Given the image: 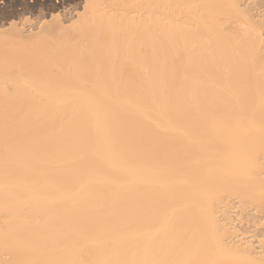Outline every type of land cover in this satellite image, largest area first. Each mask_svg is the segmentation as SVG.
<instances>
[{
    "label": "bare ground",
    "instance_id": "bare-ground-1",
    "mask_svg": "<svg viewBox=\"0 0 264 264\" xmlns=\"http://www.w3.org/2000/svg\"><path fill=\"white\" fill-rule=\"evenodd\" d=\"M0 264H264V0H0Z\"/></svg>",
    "mask_w": 264,
    "mask_h": 264
},
{
    "label": "rangeland",
    "instance_id": "rangeland-1",
    "mask_svg": "<svg viewBox=\"0 0 264 264\" xmlns=\"http://www.w3.org/2000/svg\"><path fill=\"white\" fill-rule=\"evenodd\" d=\"M47 11L45 10V8L42 7H37V8H32L29 9V11L27 12H20L19 15H16L15 19H18V21L21 22V24L24 22L23 26L25 29H33L34 31H37L36 26L37 24V20L42 17L43 14H46ZM39 16V18H38ZM22 18V19H21ZM37 24V25H36Z\"/></svg>",
    "mask_w": 264,
    "mask_h": 264
}]
</instances>
